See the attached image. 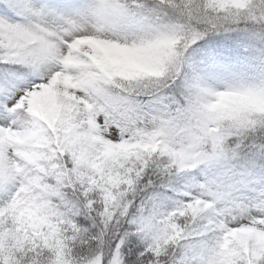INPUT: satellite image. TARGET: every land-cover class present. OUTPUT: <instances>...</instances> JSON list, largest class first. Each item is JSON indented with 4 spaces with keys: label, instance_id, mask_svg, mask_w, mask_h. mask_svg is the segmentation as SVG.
I'll list each match as a JSON object with an SVG mask.
<instances>
[{
    "label": "snow or ice",
    "instance_id": "6c2138e0",
    "mask_svg": "<svg viewBox=\"0 0 264 264\" xmlns=\"http://www.w3.org/2000/svg\"><path fill=\"white\" fill-rule=\"evenodd\" d=\"M0 264H264V0H0Z\"/></svg>",
    "mask_w": 264,
    "mask_h": 264
}]
</instances>
